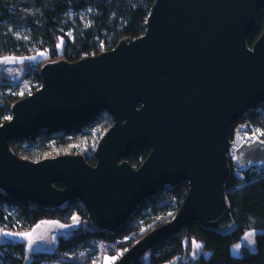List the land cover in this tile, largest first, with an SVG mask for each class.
Returning a JSON list of instances; mask_svg holds the SVG:
<instances>
[{
	"label": "water",
	"instance_id": "water-1",
	"mask_svg": "<svg viewBox=\"0 0 264 264\" xmlns=\"http://www.w3.org/2000/svg\"><path fill=\"white\" fill-rule=\"evenodd\" d=\"M264 0H154L145 30L110 50L39 69L40 86L10 106L0 124V191L55 209L77 200L85 232L112 233L161 187L187 184L172 219L143 235L113 264H131L191 222L222 235L236 223L225 202L227 153L240 171L264 165V144L231 138L233 126L264 102V27L249 46ZM109 113L94 151L29 161L9 149L39 130ZM149 150L133 167L126 157ZM59 184L60 187H57ZM231 225V227H229ZM188 236L183 240L187 247Z\"/></svg>",
	"mask_w": 264,
	"mask_h": 264
},
{
	"label": "trees",
	"instance_id": "trees-1",
	"mask_svg": "<svg viewBox=\"0 0 264 264\" xmlns=\"http://www.w3.org/2000/svg\"><path fill=\"white\" fill-rule=\"evenodd\" d=\"M153 1L0 0V57L30 56L37 51H46L43 58L31 66L27 65L28 69L24 73L25 78H29V81L35 84L29 92L31 93L40 86L39 69L43 64L60 59L73 62L97 55L112 49L123 38H136L142 35ZM26 5H30L32 9L25 11L23 8ZM87 7L97 11L96 27L76 31L69 40L59 28L64 13L67 10L77 13ZM15 27L27 28L29 40L24 41L15 37L13 34ZM263 27L264 8L256 14V26L247 39L249 46L258 38ZM103 32H106V35ZM60 42L62 50L58 52L56 46ZM1 93L0 124L10 116L12 103L22 97L18 95V87L11 84L1 86ZM244 118L249 120V125L251 122L255 125L264 124V102L247 112ZM112 122L109 113L100 111L94 118L77 125L61 124L52 129L39 130L24 140H12L9 142V149L16 156L33 162L73 154L82 155L87 163L94 165L97 143ZM86 125L95 128L91 139L85 145L72 144L70 138L80 134L82 127ZM148 152L147 148L136 149L126 159L136 168L144 161ZM228 163L230 174L225 182V202L230 210V216L236 223L235 230L228 236H222L213 230L202 228L196 222H191L178 234L159 239L148 252L131 264H163L173 259H177L175 264H264V166L237 171L239 172L237 175L232 163ZM56 186L60 187L59 184ZM186 191V183L177 187H161L152 196L141 200L125 224L112 233L85 232L83 223L86 212L75 199L69 200L59 208L48 209L28 202L13 201L0 191V227L9 232H20L44 219L69 221L73 211L77 209L79 226L68 237H58L55 251L33 253L28 264L58 259L64 252L74 253L85 260L86 256L79 252L86 247L96 246L97 240L112 243L111 253L118 257L147 232L168 223L179 209ZM5 206L13 207L14 215L7 214ZM158 213H161V216H158ZM243 217L246 218L249 229L257 230L254 237L255 250H246L242 255L235 256L230 252V244L239 240L245 231ZM142 226L145 229L140 230ZM186 235L187 247L183 250L182 240ZM193 240L201 243L202 252L195 259H190L188 253ZM24 248L23 241L0 242V264H23Z\"/></svg>",
	"mask_w": 264,
	"mask_h": 264
},
{
	"label": "rangeland",
	"instance_id": "rangeland-1",
	"mask_svg": "<svg viewBox=\"0 0 264 264\" xmlns=\"http://www.w3.org/2000/svg\"><path fill=\"white\" fill-rule=\"evenodd\" d=\"M25 11H30L32 7L30 5H26L23 8ZM96 15L97 11L92 7H87L77 13H74L71 10H67L60 22V30L64 33V35L71 40L73 38V34L76 31H81L89 28H95L96 27ZM13 34L18 39L27 41L29 40V31L25 27H15L13 29ZM103 34L106 35V32H103ZM61 46L57 47V51L61 52L62 50V42L59 43ZM46 55V51H37L33 55H5L0 58L9 57V58H28V57H34V59H22V60H11V62H2L0 61V96H1V86H4L5 84H11L16 85L18 87V95L19 96H25L30 92L32 87L29 85V78H25L24 73L26 69H28V66L33 65L37 60L43 58ZM9 118V117H8ZM92 125H86L83 126L81 129V133L74 136L73 138H70L72 140V144L75 145H82L86 144L88 140L91 139V135L94 133L95 128ZM259 130V132L257 131ZM246 137L251 141L252 139H259L264 141V124L262 125H255L254 123H250L248 126V133ZM246 138L245 141H248ZM71 144V145H72ZM22 146L24 144H21ZM83 148V146L81 147ZM231 161V160H230ZM229 161V162H230ZM235 174L239 175V172L234 171ZM80 204V203H79ZM81 205V204H80ZM75 204L72 206L74 210ZM79 209V207H78ZM4 210L7 214H13L14 215V208L5 206ZM161 213H158V216ZM73 217H79V214L77 213V209L73 211L70 220L69 221H61L59 219H44L38 222L36 225L22 230L20 232H9L5 230L3 227H0V242H8V241H23L25 242V248H24V263L28 264V260L31 258L32 254L37 251L42 252H53L57 248L58 244V237H68L74 229H76L79 226V219L77 222L74 223ZM243 226H244V233L249 230L247 227V221L246 218L243 217ZM145 229L144 226L141 227L140 230ZM31 233V239L32 244L29 245V238L28 237H22V236H11V235H3V233ZM244 233L242 236L237 240L236 242L230 244V252L235 256L242 255L246 250L253 251L255 250V243L253 245H248L245 240H242V237L244 236ZM196 243L200 242L193 240ZM191 244V248L189 250V258L195 259L199 256V254L202 252V249H196L194 244ZM236 243L241 244V248L238 250V254H234L233 245ZM96 246H89L83 249V251L79 252V254H83L86 256V259L83 260V258L77 257L76 254L71 252H64L60 255L58 259H52V260H43L39 262L38 264H105L104 257H113L112 255V248L111 244L104 240H97L95 241ZM177 259H173L169 262L163 263V264H175ZM112 263V261L110 262Z\"/></svg>",
	"mask_w": 264,
	"mask_h": 264
},
{
	"label": "snow or ice",
	"instance_id": "snow-or-ice-1",
	"mask_svg": "<svg viewBox=\"0 0 264 264\" xmlns=\"http://www.w3.org/2000/svg\"><path fill=\"white\" fill-rule=\"evenodd\" d=\"M61 45L58 44L57 47H60ZM22 59H34V57H28V58H20V57H16V58H9V57H4V58H0V61L2 62H11V60H22ZM259 132V130H257ZM262 144H264V141H261ZM78 218L77 217H73V221L74 223L77 222ZM229 227H231V225H229ZM257 230L256 229H249L244 233V236L242 237V240H245L247 242L248 245H253L255 243L254 237L256 235ZM3 235H11V236H22V237H28L29 238V245L31 246L32 244V239L31 233H3ZM125 239H127V237H125ZM193 244L195 246L196 249H200L201 245L199 243H196L195 241H193ZM233 250H234V254H238V250L241 248V244L240 243H236L235 245L232 246ZM115 259H117L116 256L113 257H104L105 260V264H110L111 261H114Z\"/></svg>",
	"mask_w": 264,
	"mask_h": 264
},
{
	"label": "built area",
	"instance_id": "built-area-1",
	"mask_svg": "<svg viewBox=\"0 0 264 264\" xmlns=\"http://www.w3.org/2000/svg\"><path fill=\"white\" fill-rule=\"evenodd\" d=\"M29 85L32 87V86H35L34 83H31V81H29ZM248 126H249V120L246 119V118H242L239 122H237L233 128H232V131H231V138L233 135H235V131H236V135L239 137L240 141L241 142H249L250 140L246 137L247 133H248ZM247 138L248 141H245ZM234 146L230 147L229 150H228V153H227V158H228V162L230 161L233 165V169L234 171H240L238 168L235 167L234 165ZM264 166V165H262ZM260 167V166H259Z\"/></svg>",
	"mask_w": 264,
	"mask_h": 264
}]
</instances>
